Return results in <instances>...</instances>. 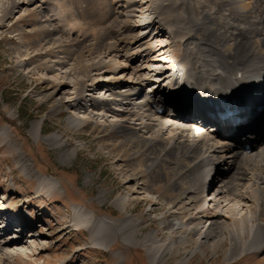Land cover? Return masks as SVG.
<instances>
[{
	"label": "bare ground",
	"instance_id": "6f19581e",
	"mask_svg": "<svg viewBox=\"0 0 264 264\" xmlns=\"http://www.w3.org/2000/svg\"><path fill=\"white\" fill-rule=\"evenodd\" d=\"M34 1L36 0H9L10 4L5 10L4 18L17 8H21L23 4L29 6ZM42 1L48 3V0ZM89 1H96L101 9L104 8L101 13H108L114 9V11L118 10L117 13L121 16L115 23H112L114 21H111L109 16L108 21L101 19L104 27L109 23L112 24L104 28L105 30L95 39L85 36L77 40L78 45L75 50L79 57L85 58L84 63H87L84 65L85 70L89 73L95 72L102 77L96 81L92 79L91 83L85 82L86 79L83 81L82 78L76 83L77 91L71 92V98L67 101L74 111V114L69 115V123L78 126L91 120L96 125L100 123L110 126L115 134L123 137L131 146V160H135V165L140 171L144 170L147 173L145 177L147 180L163 181L176 191L172 198V202L176 204L191 202L189 205H197L200 209L206 201H209L204 200V190L207 187L205 180L209 175L208 172H204L208 165L217 164L218 172L215 178L217 177L216 182L220 184L221 189L216 196L214 209H219V199L222 201L221 199L225 197L226 206L223 210L226 208L229 211L225 209L228 211L225 215L209 214L211 221L206 232H198L197 227L193 229L194 235L201 239L214 240L215 245L222 249L225 245L224 264H229L240 256L258 254L256 252L261 248L264 250V0H220V2L207 0L201 2L202 7L198 9L197 15L188 4L190 0H180L182 4L185 3L179 11L181 13L176 10L178 3L175 0H154L155 6L151 11L155 15L136 27L129 26L130 13L138 6L135 0ZM151 1L153 0H147L148 3ZM44 10V5H41L40 11L44 13ZM176 13L180 16L178 17ZM44 17L43 21L51 20L46 13ZM140 29L143 32H138ZM167 33L179 48L178 60L187 70L185 84L176 92L164 86L154 87L156 90L150 94V100L144 101L137 97L141 90L140 88L138 91V88L144 89L147 81L145 76L147 70L151 71L152 62L159 61V68L166 69L172 61L162 56L165 54V52L161 53L163 47L152 42L153 39L164 38ZM175 54L174 52L173 55ZM139 61L142 65L138 64ZM31 65L32 63H29L26 68L29 70ZM109 71V74H103ZM164 74L167 80L170 74L169 72ZM156 76L158 77V74ZM99 85L108 87L113 92L106 102L98 97L97 100L106 105L93 109L82 101L85 99L84 96L80 97L78 94L80 95V88L82 92L89 87L96 89ZM55 93L66 94V90L62 87L55 90ZM214 94L241 99L238 108L241 110V117L244 116L243 119H246L252 116L246 123L236 126L237 132L240 129L242 131L240 141L237 140L233 144L234 149L223 150L224 154L228 150L230 153L226 160L222 157L213 158L214 154L222 152L221 140H226L225 132L211 131L206 136L198 135L191 139L184 129L170 127L169 124L175 119L172 112L179 111L175 109H189V103H204ZM57 102L56 110L63 103ZM164 107L167 111L164 114L159 113L158 110ZM170 108L174 110H169ZM189 127L191 129L193 126L189 125ZM247 129L249 130L244 131ZM30 131L36 139L42 137L52 147L62 145L59 133L43 135L41 120L33 122ZM0 133L5 139L10 137V132L5 127L0 128ZM244 139L254 145L251 153L244 152L242 146ZM18 157L21 169L31 175L30 161L24 159L20 152ZM70 157V152H62V159L65 161ZM37 178L40 187L48 185L49 188H56L58 185L57 179L53 177L41 174ZM242 184L250 193V196L245 195V199V192L239 194V198L237 196ZM135 193L136 190L133 189L130 195L118 194L112 201L125 217L114 220L99 218L87 206L75 207V215L79 220L87 218L89 225L101 229V236L97 239L100 246L109 247L115 238L120 237L128 245H142L143 248L145 246L151 262L170 264L166 252L174 242L171 241L173 236H168L165 240L155 232H149L142 240L136 236L133 214L127 211L131 195ZM105 198V192L100 191L98 200L105 201ZM53 199L50 198V201ZM240 201V207L235 208L236 204L231 205L234 202L239 204ZM239 208L240 210H236ZM1 210H3L2 216L9 215V221L12 219L16 223L22 221L18 217L11 216L10 210ZM27 214L31 212L28 211ZM26 221L23 220L22 225L31 226L32 223ZM171 222V230H174V223L172 220ZM2 223L0 222V237L3 236L2 233L4 235L7 233L8 236L9 231L16 227L12 225L10 228H2ZM17 233L18 231L15 230V233L8 236L9 240L0 242V264H12L10 260L12 257L16 259L17 256L20 257L26 254L25 252L30 253L36 249L35 245H29L25 249L27 243L23 239L25 236L19 238ZM32 234L34 233L30 230L26 238ZM191 239V232L186 233L182 239L183 244ZM117 254L122 257L121 252ZM173 264H184V262L178 261Z\"/></svg>",
	"mask_w": 264,
	"mask_h": 264
},
{
	"label": "rangeland",
	"instance_id": "374dc122",
	"mask_svg": "<svg viewBox=\"0 0 264 264\" xmlns=\"http://www.w3.org/2000/svg\"><path fill=\"white\" fill-rule=\"evenodd\" d=\"M135 1L138 6L130 13L131 27L155 15L151 11L155 6L154 0L150 3L147 0ZM175 1L179 12L185 3ZM205 1L190 0L188 4L197 15L201 2ZM47 2L36 0L29 6L23 4L4 18L10 3L9 0H0V128L5 127L10 132L8 139L0 133V208L10 210L11 216L22 221L29 220L28 211L35 218L23 239L27 242L25 249L29 245H35L36 249L16 259L12 257V264H162L150 261L145 246L128 245L120 237L115 238L109 247L100 246L97 239L101 236V229L89 225L87 218L79 220L75 215V207L87 206L99 218L114 220L125 217L112 201L118 194L130 195L133 189L136 193L131 195L127 211L133 214L139 240L149 232H155L162 240L173 236L171 241L174 242L166 252L170 264L178 261L184 264H224L225 245L224 249L217 247L214 240L194 235L193 229L198 227V232H206L211 221L209 214L225 215L229 211L223 210L225 197L219 200L220 207L214 211L200 212L202 209L189 205L191 202L173 203L176 191L163 181L154 183L147 180V173L140 171L135 160H131V146L110 126L96 125L91 120L77 126L68 121L74 111L67 101L71 92L77 91L76 83L82 78L91 83L102 77L85 70V58L79 57L75 50L77 40L85 36L91 39L98 37L104 28L120 19L118 10L101 13L104 8L89 0ZM41 5H44V13L40 11ZM45 13L51 20L43 21ZM179 13H176L178 17ZM108 16L114 22L104 27L101 19L108 21ZM138 32L143 31L140 29ZM165 35L152 42L163 47L161 53L165 52L162 56L166 60H172L174 52L176 57L179 56V48L172 42L170 34ZM29 63L32 65L28 70L26 65ZM152 63L148 73L151 76L160 62ZM138 64L142 65V62ZM150 85L149 78L146 87ZM62 87L66 94H56L55 90ZM81 90L80 97L88 92V89ZM57 101L63 103L56 110ZM40 120L43 135L59 133L61 146L52 147L42 137L36 139L31 134L32 123ZM64 151L71 153L69 160L62 159ZM19 152L30 161L31 175L21 169ZM41 174L57 179V187H40L37 176ZM247 189L242 184L237 196L244 192V199L245 195L250 196ZM100 191L105 192V201L98 200ZM50 198H54L53 201ZM234 204L235 208L240 207L241 201L231 205ZM171 220L174 230L170 227ZM30 229L35 235L26 238ZM14 230L13 227L8 236L15 233ZM188 232H191L192 239L183 244L182 239ZM1 235L0 242L9 240L7 233ZM117 252H121L122 257ZM256 253L240 256L229 264H264V250L261 248Z\"/></svg>",
	"mask_w": 264,
	"mask_h": 264
}]
</instances>
